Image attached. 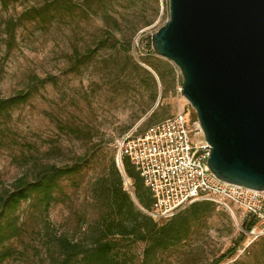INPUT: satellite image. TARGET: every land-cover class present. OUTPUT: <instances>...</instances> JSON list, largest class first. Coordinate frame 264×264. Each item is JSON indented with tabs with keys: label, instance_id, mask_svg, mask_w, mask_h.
<instances>
[{
	"label": "rangeland",
	"instance_id": "obj_1",
	"mask_svg": "<svg viewBox=\"0 0 264 264\" xmlns=\"http://www.w3.org/2000/svg\"><path fill=\"white\" fill-rule=\"evenodd\" d=\"M68 1L81 8L78 13L59 16L48 27L26 21L12 49L7 21L32 6L59 0H31L8 8L0 3V98L39 87L27 103L0 118V193L21 177L35 180L47 165L70 166L85 154L104 149L81 173L61 180L62 191L48 212L36 198L22 204L18 216L24 232L6 243L15 255L0 264H51L52 256L59 254V236L90 243L103 212L93 187L118 153L116 140L136 126L141 133L181 111L198 120L181 92V70L153 49V34L170 19V0ZM138 38L150 56L142 55ZM111 39L118 48L109 47ZM90 48L96 50L92 60L77 67ZM136 61L144 69L136 70ZM49 77L55 83H39ZM71 128L86 134L81 138ZM241 235L230 213L218 208L206 229L160 252L152 264H212L239 243ZM244 236L236 257L255 241L252 235ZM122 244L117 256L124 264L145 263V243Z\"/></svg>",
	"mask_w": 264,
	"mask_h": 264
},
{
	"label": "water",
	"instance_id": "obj_2",
	"mask_svg": "<svg viewBox=\"0 0 264 264\" xmlns=\"http://www.w3.org/2000/svg\"><path fill=\"white\" fill-rule=\"evenodd\" d=\"M152 44L182 72L211 170L264 191V0H170Z\"/></svg>",
	"mask_w": 264,
	"mask_h": 264
},
{
	"label": "trees",
	"instance_id": "obj_3",
	"mask_svg": "<svg viewBox=\"0 0 264 264\" xmlns=\"http://www.w3.org/2000/svg\"><path fill=\"white\" fill-rule=\"evenodd\" d=\"M30 1L0 0V3L8 8L11 4ZM78 9L81 8L68 0H59L53 4L32 6L25 10L18 19L11 18L7 21L5 28L10 36V48L14 47L17 31L26 21L48 27L59 16L74 15L78 13ZM109 47L116 49L118 44L111 39ZM151 52L154 53L153 50ZM95 53L96 50L90 48L84 60L77 67L92 60ZM133 63L136 70L144 69L137 61ZM158 74L163 78L160 72ZM54 80L49 77L40 80L39 83L44 86L49 82L55 83ZM34 91H39V87L34 90L21 91L10 98H0V118L5 117L11 109L27 103ZM71 130L81 138L86 134L82 129L71 128ZM89 139L93 140L92 134L89 135ZM99 150L95 154H85L70 166L47 165L35 180L30 181L21 177L12 184V188H5L0 193V263L15 255L14 250L5 247L6 243L20 237L24 232L18 216L22 204L36 198L38 204L44 208L45 212H48L53 203L57 201L56 193L62 191L61 180L81 173L86 164L96 159V153ZM123 168L127 176L133 180L134 194L139 206L132 194L125 188L123 170L118 164L117 154L112 155L107 168L108 173L99 178L93 187L94 198L103 205V212L97 222L92 241L85 243L67 236H59V254L52 256L51 264H124L117 254L124 248L122 241L130 240L145 243L144 264H152L160 252L178 247L190 241L199 231L206 229L210 218L218 208L230 213L217 203L204 200L193 203L164 223L157 222L143 210L152 207L154 198L128 157L123 158ZM241 226L246 232L260 228V224L252 218L241 222ZM241 233L239 243L229 247L222 255L215 258L212 264H223L231 259L234 260L231 264H264V235L255 239L242 255L236 257L246 234L243 231ZM119 236L121 238H118Z\"/></svg>",
	"mask_w": 264,
	"mask_h": 264
},
{
	"label": "built area",
	"instance_id": "obj_4",
	"mask_svg": "<svg viewBox=\"0 0 264 264\" xmlns=\"http://www.w3.org/2000/svg\"><path fill=\"white\" fill-rule=\"evenodd\" d=\"M137 46L148 55L140 38ZM146 50V52H144ZM138 126L116 140L117 161L123 167L128 157L151 191L154 202L143 209L154 220L164 223L198 201H213L226 208L240 230L254 240L264 235V191L230 183L217 177L208 159L209 142L198 120L185 111L151 125L144 133ZM206 147V148H205ZM124 183L134 194L133 180L123 168ZM255 219L260 228L246 232L241 222Z\"/></svg>",
	"mask_w": 264,
	"mask_h": 264
}]
</instances>
